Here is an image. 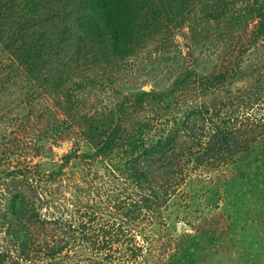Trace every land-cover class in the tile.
Segmentation results:
<instances>
[{"label": "trees", "instance_id": "obj_1", "mask_svg": "<svg viewBox=\"0 0 264 264\" xmlns=\"http://www.w3.org/2000/svg\"><path fill=\"white\" fill-rule=\"evenodd\" d=\"M0 264H264V0H0Z\"/></svg>", "mask_w": 264, "mask_h": 264}, {"label": "rangeland", "instance_id": "obj_2", "mask_svg": "<svg viewBox=\"0 0 264 264\" xmlns=\"http://www.w3.org/2000/svg\"><path fill=\"white\" fill-rule=\"evenodd\" d=\"M178 41H181L180 38ZM164 56L166 57L167 60H170L171 58L176 57V54L174 53V51L172 49H169L168 53H165ZM137 63H138V66H137V69L133 73V77H134L133 79L137 78L138 83L144 82L143 87L146 89L150 88L151 85L154 86V83H155V85H157V83L159 81H157L154 78L153 79L151 78V74L152 75L154 74V67L157 65V63H155V61H150V57L148 55L141 56V58L139 59V61ZM69 147H70L69 142H63L60 146L54 148V154H56V156L58 157L62 153L66 152L69 149ZM204 171H207V170H204ZM209 171H211V170H209ZM200 173H202V175H204V177L197 176ZM218 175H219V173L214 172V171L208 176L205 174V172H198L196 175H193L191 178H189V180H187V184L182 189H189V188L195 187L196 185H208V188L203 187L201 192L199 193V194H201V197H199V195L197 197H195V199H194L195 208L198 209V207H200V205L203 206L205 201L206 200L209 201V197L215 193L214 188L211 186L210 183L212 182L213 179H217ZM207 177L211 178L212 180L206 179ZM185 191L188 192L189 190H185ZM219 200L223 201L222 196H219ZM251 204H252L251 202H248V204H246V205H247V207L251 208ZM194 206L192 208L193 210L195 209ZM171 210H173V206H172ZM173 211L175 212V210H173ZM168 212H170V211H168ZM165 214H166V212H165ZM165 214L163 213V215H165ZM229 215L231 216L232 212H230ZM182 224H183L182 222L179 223V225H182ZM240 225L241 224H239V226ZM236 227H238V226H236ZM233 230L234 229H232V231ZM229 232H226V233H229ZM226 233L224 235H226ZM211 251H208L205 254H207V256L213 257L214 254Z\"/></svg>", "mask_w": 264, "mask_h": 264}]
</instances>
